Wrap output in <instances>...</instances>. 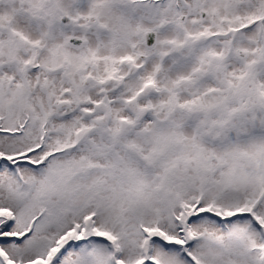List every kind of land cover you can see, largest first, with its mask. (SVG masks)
I'll return each instance as SVG.
<instances>
[{"label": "snow or ice", "instance_id": "6c2138e0", "mask_svg": "<svg viewBox=\"0 0 264 264\" xmlns=\"http://www.w3.org/2000/svg\"><path fill=\"white\" fill-rule=\"evenodd\" d=\"M0 264H264V0H0Z\"/></svg>", "mask_w": 264, "mask_h": 264}]
</instances>
